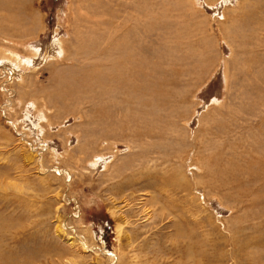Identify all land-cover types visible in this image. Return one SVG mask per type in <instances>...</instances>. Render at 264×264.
I'll return each mask as SVG.
<instances>
[{"label": "rangeland", "instance_id": "obj_1", "mask_svg": "<svg viewBox=\"0 0 264 264\" xmlns=\"http://www.w3.org/2000/svg\"><path fill=\"white\" fill-rule=\"evenodd\" d=\"M193 263L264 264V0H0V264Z\"/></svg>", "mask_w": 264, "mask_h": 264}, {"label": "bare ground", "instance_id": "obj_2", "mask_svg": "<svg viewBox=\"0 0 264 264\" xmlns=\"http://www.w3.org/2000/svg\"><path fill=\"white\" fill-rule=\"evenodd\" d=\"M16 1H17V0H16ZM18 2H19V1H18ZM18 2H17V3H18ZM144 2H145V0H144ZM21 3H22V2H21ZM114 3H115V2H114ZM125 3H126V2H125ZM168 3H169V2H168ZM124 5H125V4H124ZM134 5H135V4H134ZM142 6H143V5H142ZM143 8H145V7L143 6ZM146 12H148V10H147ZM166 12H167V11H166ZM1 13H2V10H1ZM4 13H5V12H4ZM144 13H145V11H144ZM144 13H143V14H144ZM148 14H149V13H148ZM151 14H152V13H151ZM146 15H147V14H146ZM147 19H148V18H147ZM141 22H142V21H141ZM141 22H140V23H141ZM142 23H143V22H142ZM14 27H15V26H14ZM157 28H158V26H157ZM16 29H17V28H16ZM155 29H156V28H155ZM112 30H113V28H112ZM114 32H115V31H114ZM133 33H134V32H133ZM134 34H135V33H134ZM143 34H144V33H143ZM143 34H142V35H143ZM148 34H151V33H148ZM131 36H133V34H132ZM136 37H137V36H136ZM144 38H145V37H144ZM146 39H147V38H146ZM133 41H134V40H133ZM130 43H131V42H130ZM175 43H176V42H175ZM143 47H144V46H143ZM123 48H124V47H123ZM146 48H147V47H146ZM136 49H138V48H136ZM147 49H148V48H147ZM145 50H146V49H145ZM148 50H149V49H148ZM141 51H142V48H141ZM141 51H140V52H141ZM138 52H139V51H138ZM104 53H105V52H104ZM178 53H179V52H178ZM145 54H146V53H145ZM149 54H150V52H149ZM94 55H96V54H94ZM91 56H92V55H91ZM137 56H138V55H137ZM146 56H147V55H146ZM100 57H101V56H100ZM185 57H186V56H185ZM91 58H92V57H91ZM182 58H183V56H182ZM93 59H94V58H93ZM127 60H128V59H127ZM139 60H140V59H139ZM175 60H176V59H175ZM178 60H179V59H178ZM181 60H182V59H181ZM89 61H90V60H89ZM171 61H174V59L171 60ZM171 61H170V62H171ZM176 61H177V60H176ZM182 61L184 62V58H183ZM182 61H181V64H182ZM144 62H145V61H144ZM102 63H103V62H102ZM102 63H101V64H102ZM140 63H141V62H140ZM178 63H179V62H178ZM142 64H143V63H142ZM146 64H147V63H146ZM172 64H173V63H172ZM102 65H103V64H102ZM110 65H111V64H110ZM110 65H109V66H110ZM124 65L126 66V65H129V64L127 63V64H124ZM124 65H123V66H124ZM130 65L132 66V62H131ZM69 66H70V65H69ZM139 66H141V65H139ZM150 66H151V65H150ZM150 66H149V67H150ZM169 66H170V65H169ZM179 66H180V65H179ZM86 67H87V66H86ZM88 67H89V66H88ZM91 67H92V66H91ZM120 67H121V66H120ZM144 68H145V67L143 66V69H144ZM146 69H147V68H146ZM89 70H90V69H89ZM92 70H95V67H94L93 69H91V71H92ZM103 70H104V69H103ZM133 70H135V69H133ZM104 71H105V70H104ZM120 71H121V70H120ZM100 72H101V71H100ZM122 72H123V71H122ZM88 73H89V72H88ZM88 73H87V74H88ZM92 73H93V71H92ZM105 73H106V72H105ZM123 73H124V72H123ZM138 73H139V72H138ZM183 73H184V72H183ZM89 74H90V73H89ZM101 74H102V73H101ZM103 74H104V73H103ZM113 74H114V73H113ZM116 74H117V73H116ZM125 74H126V73H125ZM171 74H172V73H171ZM180 74H181V73H180ZM118 75H119V74H118ZM182 75H183V74H182ZM81 76H82V75H81ZM96 76H97V75H96ZM96 76H95V77H96ZM124 76H125V75H124ZM72 77H74V76H72ZM75 77H77V76H75ZM79 77H80V76H79ZM99 77H100V76H99ZM146 77H147V76H146ZM175 77H177V76H175ZM107 78H108V77H107ZM113 78L116 79V77H114V76H113ZM128 78H129V77H128ZM71 79H74V78H71ZM99 79H101V78H99ZM115 79H114V80H115ZM136 79H137V78H136ZM75 80H76V79H75ZM78 80H79V79H78ZM124 80H125V78H124ZM126 80H127V79H126ZM100 81H101V80H100ZM127 81H128V80H127ZM139 81H140V78H139ZM141 81H142V79H141ZM78 82H79V81H78ZM101 82H102V81H101ZM112 82H113V81H111V83H112ZM149 82H150V81H149ZM84 83H86V82H84ZM107 83H108V82H107ZM111 83H110V84H111ZM81 84H82V83H81ZM117 84H118V82L116 83V85H117ZM126 84H127V82H126ZM128 84H129V83H128ZM128 84H127V85H128ZM132 84H133V83H132ZM134 84H135V83H134ZM164 84H165V83H164ZM78 85H79V84H78ZM83 85H84V84H83ZM135 85H136V84H135ZM135 85H134V86H135ZM138 85H139V84H138ZM150 85H151V84H150ZM153 85H154V84H153ZM84 86H85V85H84ZM87 86H88V85H86V87H87ZM129 86H130V84H129ZM131 86H132V85H131ZM134 86H133V87H134ZM136 86H137V85H136ZM142 86H143V85H142ZM162 86H166V85H162ZM88 87H89V86H88ZM118 87H119V86H118ZM139 87H140V86H139ZM159 87H160V86H159ZM120 88H121V86H120ZM129 88H130V87H129ZM126 89H127V88H126ZM130 89H131V88H130ZM80 90H81V89H80ZM139 90H141V89H139ZM139 90H138V91H139ZM125 91H126V90H125ZM125 91H124V95H125ZM131 91H132V90H131ZM136 91H137V90H136ZM143 91H144V90H143ZM163 91H164V90H163ZM163 91L161 90V93H163ZM113 92H114V91H113ZM113 92H112V93H113ZM108 93H109V92H108ZM135 93H136V92H135ZM114 94H116V92H115ZM127 94H129V93H127ZM132 94H134V92H133ZM136 94H137V93H136ZM138 94H139V93H138ZM138 94H137V95H138ZM146 94H147V92H146ZM124 95H123V96H124ZM149 95H150V94H149ZM113 96H114V95H113ZM139 96H140V95H139ZM144 96H145V95H144ZM146 96H147V95H146ZM120 97H121V94H120ZM120 97H119V98H120ZM151 97H152V96H151ZM151 97H150V98H151ZM154 97H155V96H154ZM156 97H157V96H156ZM133 98H134V97H133ZM150 98H149V99H150ZM140 99H141V98H140ZM142 99H143V98H142ZM152 99H153V98H152ZM152 99H151V101L149 100L150 104L153 103V102H152ZM154 99H155V98H154ZM145 100H148V99H145ZM164 100H165V99H164ZM146 102H147V101H146ZM149 102H148V104H149ZM150 104H149V105H150ZM125 105H126V104H125ZM125 107H126V106H125ZM131 108H132V107H131ZM130 112H131V110H130ZM132 117H133V115H132ZM148 134H149V133H148ZM137 135H139V134H137ZM149 138H150V137H149ZM146 214H147V213H146ZM177 226H178V224H177ZM177 228H178V227H177ZM179 229H181V228L179 227L177 230H179ZM177 230H176V231H177ZM176 231H175V232H176ZM180 231H181V230H179V232L177 231V233L179 234V236H180ZM177 233H176V235H178ZM192 241H193V240H192ZM203 247H204V246H203ZM183 249H184V248H183ZM189 250H190V249H189ZM182 251H183V250H182ZM192 251H193V250H192ZM190 252H191V251H190ZM179 253H180V252H179ZM201 253H202V252H201ZM185 254H189V252H188V250H187L186 248H185V250H184V254H183L184 257H185ZM202 254H203V253H202ZM179 255H180V254H179ZM193 255H195V254H193ZM191 256H192V254H191ZM181 257H183V256H181ZM181 257H180V258H181ZM200 257H201V255H200ZM222 257H223V256H222ZM229 258H230V257H229ZM187 259H188V258H187ZM203 259H204V258H203ZM185 260H186V259H184V261H185ZM190 260H191V259H190ZM190 260H188L189 263H190ZM207 260H208V258H207ZM184 261H183V262H184ZM188 261L186 260V262H188ZM198 261H199V260H198ZM201 261H202V260H201ZM179 262H180V261H179ZM181 262H182V261H181ZM191 263H192V262H191ZM195 263H196V261H195ZM195 263H193V264H195ZM203 263H205V262H203ZM206 263H207V261H206ZM198 264H200V263H198ZM201 264H202V263H201Z\"/></svg>", "mask_w": 264, "mask_h": 264}]
</instances>
